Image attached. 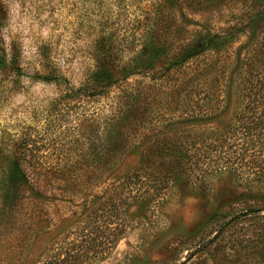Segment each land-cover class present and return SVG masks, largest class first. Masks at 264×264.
I'll return each mask as SVG.
<instances>
[{
	"label": "rangeland",
	"instance_id": "obj_1",
	"mask_svg": "<svg viewBox=\"0 0 264 264\" xmlns=\"http://www.w3.org/2000/svg\"><path fill=\"white\" fill-rule=\"evenodd\" d=\"M150 4L146 20L137 0L128 12L114 0H0V37L19 68L0 70V148L29 138L32 164L71 167L46 173L41 198L24 195L0 234V264H46L51 255L56 264H264L263 214H243L264 207L263 176L250 175V188L227 171L189 182L159 158L140 163L174 128L188 143L238 126L246 72H264V0ZM212 35L220 38L203 54L173 67ZM148 41L167 50L154 72L138 70L92 99L74 94L99 64L120 67ZM107 54L114 62L99 63ZM50 74L66 80H42ZM196 103L212 110L201 118L190 113Z\"/></svg>",
	"mask_w": 264,
	"mask_h": 264
},
{
	"label": "trees",
	"instance_id": "obj_2",
	"mask_svg": "<svg viewBox=\"0 0 264 264\" xmlns=\"http://www.w3.org/2000/svg\"><path fill=\"white\" fill-rule=\"evenodd\" d=\"M114 1L121 3L126 12H128V7L136 2V0ZM137 1L138 3L144 2L146 11L143 13L146 20H150L151 13L148 12V8L151 6L150 0ZM218 38L220 37L216 35L201 38L174 59L173 67L178 69L184 66L186 62L199 57L205 52L207 46ZM153 43V41H148V51H140L132 57L130 62L120 67H104L99 64L98 67L88 72L83 84L76 89L74 94L88 96V99H92L103 95L112 86L125 84L138 70L154 72L155 63L167 55V50L163 46ZM99 45V51H107L103 38L100 39ZM4 50V43L0 37V70L10 68L13 71H18L19 68L15 65L14 60L10 59L7 62V55ZM138 57H141L143 61L133 62ZM98 60L99 63L114 62V58L108 54ZM42 80L60 85L66 79H62L59 75L50 74L44 76ZM238 95L245 100V103H242L235 112V120L238 121V126L232 132V129L225 131L229 135L224 136V133L217 131L201 132V138H192L187 143L186 139L183 141L177 134L178 131H181L180 128H174L170 132L173 134V138L155 140L142 155L140 163H143L144 160L151 161L159 158L162 160L161 162L169 163L176 172L181 173L185 169L186 178L189 182L196 179L204 182L221 171H227L232 173L244 187L250 188V175L264 177V72L256 71L250 74L249 69ZM128 97L134 98L135 94L130 93ZM189 110L190 113L196 111V114L203 118L207 115L206 113L212 110V107L207 103L204 105L197 104V106H191ZM98 115L93 114V118L97 119ZM199 121L201 120L199 119ZM197 144L200 146L197 147ZM13 145L15 147L11 150L6 147L0 148V157H2V153L4 157H8L6 165L0 166V234L9 226L10 218L23 207V199L26 193L34 198H41V184L47 172L69 173L71 171V167L44 168L28 161L33 157L31 155L33 145L29 138L21 137L19 143L15 140ZM6 153H9L10 156H6ZM227 164H234V167L225 166ZM187 170L189 174H187ZM194 172L196 174L193 175ZM133 176L138 182L149 181L152 177L151 174L146 173H134ZM258 213H262L264 217V207L257 210L250 209L243 214H250V218H253ZM45 261H47L46 264H56L52 255Z\"/></svg>",
	"mask_w": 264,
	"mask_h": 264
}]
</instances>
